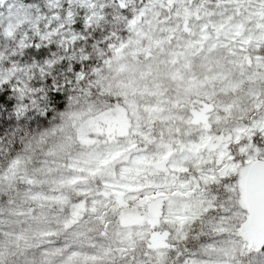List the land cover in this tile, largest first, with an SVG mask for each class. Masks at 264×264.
Instances as JSON below:
<instances>
[{
  "label": "snow or ice",
  "instance_id": "6c2138e0",
  "mask_svg": "<svg viewBox=\"0 0 264 264\" xmlns=\"http://www.w3.org/2000/svg\"><path fill=\"white\" fill-rule=\"evenodd\" d=\"M0 264H264V0H0Z\"/></svg>",
  "mask_w": 264,
  "mask_h": 264
}]
</instances>
